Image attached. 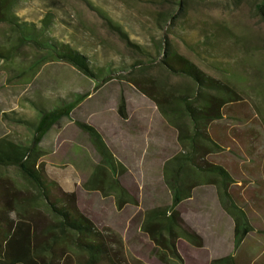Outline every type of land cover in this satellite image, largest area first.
Instances as JSON below:
<instances>
[{"label": "rangeland", "instance_id": "rangeland-1", "mask_svg": "<svg viewBox=\"0 0 264 264\" xmlns=\"http://www.w3.org/2000/svg\"><path fill=\"white\" fill-rule=\"evenodd\" d=\"M179 2V3H178ZM264 0H24L19 15L51 11L54 32L102 63L114 78L97 85L68 63L15 40L0 22V138L28 142L32 122L56 103L78 102L44 136L40 162L53 196L70 201L102 234L116 264H165L142 230L145 214L166 209V164L183 153L190 123L176 105L192 81L171 72L170 53L237 92L209 125L207 162L231 176L196 179L177 207L201 246L182 238L183 264H264ZM264 5V4H263ZM164 47V49H163ZM125 66L132 65L127 71ZM124 66V67H125ZM94 126L114 157L102 165L75 121ZM119 183L118 190L115 186ZM72 195V197H71ZM64 201V202H65ZM85 260L35 185L0 168V264H81Z\"/></svg>", "mask_w": 264, "mask_h": 264}, {"label": "trees", "instance_id": "trees-1", "mask_svg": "<svg viewBox=\"0 0 264 264\" xmlns=\"http://www.w3.org/2000/svg\"><path fill=\"white\" fill-rule=\"evenodd\" d=\"M22 1L24 0H0V22L11 27L17 42L29 43L42 49L48 60L70 64L98 86L114 78L118 71L116 64L102 63L84 48L73 45L55 34L53 28L56 21L51 11L35 18H32V15L30 18L19 15L18 9ZM125 64L123 62L122 66ZM164 64L171 72L189 78L194 85L192 93L181 95L176 101V105L183 110L189 120L190 130L181 135L185 144L183 153L173 157L166 164L172 203L166 209L148 211L144 216L142 230L153 242L154 254L161 262L183 264L176 246L178 239L182 238L201 246L200 237L189 229L177 210L179 204L190 196L193 181L212 177L217 180L225 195L228 185L233 183L230 174L222 166L206 161L204 151L209 152L208 150L214 146L208 133L209 125L222 117L223 107L235 100L237 92L204 75L193 68L186 59L176 54L170 53ZM124 66L125 71L133 67ZM77 104L76 101L56 103L49 110L43 111L32 122V137L28 142L11 135L1 137L0 168L16 167L35 185L56 220L57 230L63 235L70 236L73 245L84 254L85 260L81 264H116L106 241L91 220L69 200L53 196L52 185L48 183L40 162L39 146L44 136L61 119L70 117ZM74 123L86 133L100 156L102 165L114 170V157L101 133L83 121L77 120ZM114 183L120 190L119 183L117 181ZM217 264L234 263L231 257H227Z\"/></svg>", "mask_w": 264, "mask_h": 264}]
</instances>
